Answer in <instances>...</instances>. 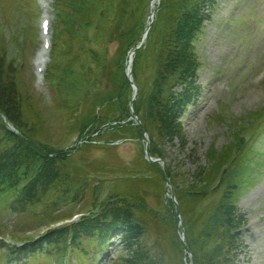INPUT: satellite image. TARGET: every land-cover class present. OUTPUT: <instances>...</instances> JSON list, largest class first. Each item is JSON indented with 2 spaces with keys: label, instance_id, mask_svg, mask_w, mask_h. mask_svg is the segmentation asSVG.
Segmentation results:
<instances>
[{
  "label": "trees",
  "instance_id": "obj_1",
  "mask_svg": "<svg viewBox=\"0 0 264 264\" xmlns=\"http://www.w3.org/2000/svg\"><path fill=\"white\" fill-rule=\"evenodd\" d=\"M215 3L216 0H161L148 38L153 44V79L147 91L139 87L134 103L151 138L152 156L166 159L164 142L175 145V139L181 138V117L198 99L196 46ZM61 4L63 28L57 38L64 43L58 48L66 57L60 85L67 95L65 122L70 134L81 137L109 120L129 118L131 87L124 74V61L127 51L141 37L146 0H119L115 6L112 0H61ZM91 27L95 29L92 37L87 33ZM113 43L116 48L111 54L108 45ZM7 55L8 50L0 42V112L19 133L8 130L0 118V203L23 211L27 205L44 199L43 212L52 219L62 218L63 214L55 212L63 204L82 203L87 197L91 199V209L79 221L49 229L21 248L10 246L0 255V264L21 260L37 264L36 249L43 244L54 249L47 252L55 264H70L71 254L79 256L82 252L88 256L89 250L93 264L108 251L116 236L128 250L115 264H187L176 233L174 203L170 199L162 201L158 209L144 202L146 191L153 185L161 187L165 181L162 167L142 157L137 164L139 177L110 183L109 191L100 196L105 188L104 168L97 169L95 175L85 167L79 170L74 164V151L43 139L41 124L34 121L38 116L32 113L31 103L21 89L19 68ZM141 59L137 53L134 70ZM219 110L216 120L228 126L227 143L220 149L210 144L206 163L194 174L184 175L167 166L194 264H236L243 237L239 199L253 182L250 173L259 164L255 162L259 154L255 143L264 136V106L233 117L229 123L225 109ZM100 136L142 139V131L128 121ZM89 148L86 145L79 151ZM190 159L198 158L193 153ZM147 173L153 175L147 177ZM144 216L152 217L154 228Z\"/></svg>",
  "mask_w": 264,
  "mask_h": 264
},
{
  "label": "rangeland",
  "instance_id": "obj_2",
  "mask_svg": "<svg viewBox=\"0 0 264 264\" xmlns=\"http://www.w3.org/2000/svg\"><path fill=\"white\" fill-rule=\"evenodd\" d=\"M27 1L0 0V40L8 41L9 58L23 64L20 71L21 85L27 90L30 99L36 102L37 111L46 121L43 128L44 138L53 145L66 148L73 143L75 134L68 135L67 124L63 118L65 112L55 105H58L59 96L51 87L48 74H45L43 82L37 81L32 60L41 46L38 32L37 37H33L39 17L37 12L30 15L31 5ZM216 1L211 19L206 22L204 34L198 43V58L201 64L198 83L202 86L200 99L189 107L180 120L181 138L174 141L175 145L167 142L165 144L167 163L181 170L184 175L194 174L198 167L205 163V152L210 144L220 149L228 141L227 124L213 121L219 102L226 104L229 117L227 123L233 117L244 116L264 104V0ZM56 3L57 0L51 1V36L58 25ZM32 6L34 7V4ZM27 31L28 37L25 36ZM114 46L112 44L109 50L114 51ZM58 47H62V41ZM150 51L149 43L148 49L140 52L150 54ZM54 57L53 69L60 71L64 66L65 53L57 48ZM48 66L50 62L47 63ZM151 74L150 58L146 60V64L141 61L136 66L135 75L140 86L149 80ZM53 81L51 78V83ZM133 137H124L129 139L115 146L107 145L103 148H89L86 152L79 151L74 156V164H77V169L85 167L94 175L97 169L104 167L120 172L131 170L132 174L138 172L139 169L134 170L133 165L141 161L143 145ZM255 145L259 152L255 155V162L260 165L250 173L253 182L244 189L239 199L238 213L243 216L244 222L241 229L243 237L236 252V264H264V136L259 138ZM193 153L198 158L195 161L190 159ZM103 185L105 189L102 196L109 190L107 181H104ZM215 198H210L209 202ZM148 202L154 204L152 202L155 200L150 198ZM151 204L149 205L153 206ZM88 207L89 201L84 210L76 208L73 212L70 209L67 211L75 215L87 211ZM30 213L22 215L13 214L8 210L0 212V235L3 236L1 232L7 233V236H3L6 242H19V238L26 236L37 237L50 226L49 220L39 216L35 219L36 213L32 214V210ZM71 217L66 216V220L70 221ZM144 219L154 228L151 216H144ZM114 242L110 252L95 264H112L111 259L121 252L118 251L120 244ZM3 250L0 246V254ZM77 260L73 257L72 263L77 264ZM42 264L48 262L43 261Z\"/></svg>",
  "mask_w": 264,
  "mask_h": 264
},
{
  "label": "bare ground",
  "instance_id": "obj_3",
  "mask_svg": "<svg viewBox=\"0 0 264 264\" xmlns=\"http://www.w3.org/2000/svg\"><path fill=\"white\" fill-rule=\"evenodd\" d=\"M157 3V0H153V3H152V12H153V9L155 8V5ZM44 59H46V51L42 50L39 54H38V58L37 60L39 62H42L44 61Z\"/></svg>",
  "mask_w": 264,
  "mask_h": 264
},
{
  "label": "water",
  "instance_id": "obj_4",
  "mask_svg": "<svg viewBox=\"0 0 264 264\" xmlns=\"http://www.w3.org/2000/svg\"><path fill=\"white\" fill-rule=\"evenodd\" d=\"M186 251L189 252V250H187V248H186Z\"/></svg>",
  "mask_w": 264,
  "mask_h": 264
}]
</instances>
